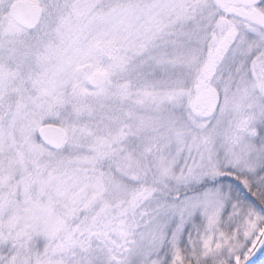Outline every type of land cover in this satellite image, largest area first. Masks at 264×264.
<instances>
[{
	"label": "snow or ice",
	"instance_id": "6c2138e0",
	"mask_svg": "<svg viewBox=\"0 0 264 264\" xmlns=\"http://www.w3.org/2000/svg\"><path fill=\"white\" fill-rule=\"evenodd\" d=\"M0 264H264V0H0Z\"/></svg>",
	"mask_w": 264,
	"mask_h": 264
}]
</instances>
